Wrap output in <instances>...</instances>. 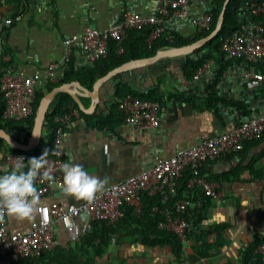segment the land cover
Here are the masks:
<instances>
[{
    "label": "crops",
    "instance_id": "obj_1",
    "mask_svg": "<svg viewBox=\"0 0 264 264\" xmlns=\"http://www.w3.org/2000/svg\"><path fill=\"white\" fill-rule=\"evenodd\" d=\"M242 1L245 3L240 4L237 17L244 29L255 23L252 10L257 0ZM158 5V0H0V15L14 19L5 27L0 21V52L2 45L8 49V64L2 71L7 75L36 77L37 88L41 89L51 80L47 75L49 66L65 56V38L87 27L104 29L126 10L153 16ZM189 5V16L174 14L164 23V33L171 41L174 36L170 31L184 39H192L200 31L195 20L209 13L215 2L189 0ZM199 48L186 54L164 56L156 62L117 73L104 81L99 94H80L82 106L75 101L78 108H70L65 126V163L80 164L89 174L107 178L109 185L151 167L158 157L171 156L180 148L229 131L260 114L264 110V80L260 86L249 88L244 73L264 74V58L249 60L243 55L231 57L226 53L225 60L231 63L214 84L221 71L219 53H212L198 78L189 79L185 74L184 64L188 58L197 60L210 54L208 49ZM72 60L77 71L94 67V63L87 59L81 42L74 46ZM66 68L67 65H63L57 71L59 79L64 77ZM74 81L88 88L82 80ZM119 86L130 88L140 97L158 88L157 101L161 104V111L156 128H137L119 115L118 100L125 95L116 94ZM213 87L218 98V112L206 102ZM20 129L24 132L10 130L17 140L26 138L28 134L26 126ZM263 152L264 135L260 142L249 146L244 161L235 156L204 164L202 173L214 179L240 163L247 165L253 157L259 159L253 170H243L222 185L224 200L210 201L202 223L192 221L188 224L187 241L183 242L180 258L170 245L142 243L135 234L137 225L132 221L138 218L139 213L135 210L129 221L122 222V227L108 235L109 239L103 246L90 244H97L102 226L90 229L94 240L84 237L74 241L66 228L57 224L55 248H60L64 254L76 255L79 264H255L258 257L249 261L246 253L256 237L264 239ZM6 153L0 152V175L12 171L6 163ZM188 177L189 171L183 172L176 188L184 187ZM56 201L83 202L66 196L61 187L48 196L40 197V203ZM37 218L38 212L32 219L7 216L12 231H27ZM84 243L90 245L85 247ZM1 264L14 263L6 259ZM19 264L54 263L26 258Z\"/></svg>",
    "mask_w": 264,
    "mask_h": 264
},
{
    "label": "built area",
    "instance_id": "obj_2",
    "mask_svg": "<svg viewBox=\"0 0 264 264\" xmlns=\"http://www.w3.org/2000/svg\"><path fill=\"white\" fill-rule=\"evenodd\" d=\"M158 1V9L153 16L126 10L120 18L104 29L87 27L82 32L65 38L66 52L63 60L52 63L47 70L51 81L60 80L57 71L70 62L73 48L78 42L82 43L87 59L94 63L107 56L112 40L122 42L130 30L145 25H155L150 35V40H154L165 31L164 23L169 17L174 14L190 15L189 0ZM252 11L257 21L250 27L234 32L223 41L222 49L231 57L243 55L249 60L264 58V0L256 1ZM212 18L210 13H206L200 15L195 22L199 29L203 30L210 27ZM0 21L5 27L14 19L0 15ZM119 50L122 51V48ZM7 58L8 54L3 55L0 52V71H2V61H6ZM202 71L203 67L199 69L195 78H198ZM244 80L249 88H255L264 80V74L248 71L244 73ZM37 83L36 77L24 74H3L0 77V92L3 93L6 101L4 113L6 117L22 120L33 113V104L38 91ZM118 107L124 120L137 128H156L160 123L161 104L157 100L142 98L129 92L118 102ZM69 117V112L55 115L54 120L57 126L50 153L46 157L47 166L52 168L55 179L52 182H41L37 177L35 186L40 197L52 194L63 182L64 135ZM263 134L264 110L229 131L180 148L171 156L158 157L151 167L123 181L107 185L103 191L97 193L91 203L86 201L78 204L64 201L40 203L38 218L27 231H12L5 215L4 221L0 222V264L6 259L19 264L22 259L40 256L54 249L57 245L55 236L57 224L63 225L70 238L76 241L81 239L97 221L108 220L111 223L118 221L125 206L132 207L139 213L143 206L142 197L145 192L149 195L162 192L165 194L164 200H167L171 194L175 193L176 183L185 171L191 173L188 180L190 189L199 188L212 200L223 201L222 184L204 175L202 167L208 161L238 156L247 142L257 140ZM5 158L8 167L12 170L17 163L23 162L26 166L25 155L7 152ZM154 209L158 210L157 207ZM166 219L160 227L174 232L183 242L187 241L189 224L187 203L184 200L176 202L175 212L166 213ZM257 252L264 264V242Z\"/></svg>",
    "mask_w": 264,
    "mask_h": 264
},
{
    "label": "trees",
    "instance_id": "obj_3",
    "mask_svg": "<svg viewBox=\"0 0 264 264\" xmlns=\"http://www.w3.org/2000/svg\"><path fill=\"white\" fill-rule=\"evenodd\" d=\"M214 2L215 7L209 12L213 17L210 27L200 30L192 39H184L175 32L170 31V33H172L174 36V39L172 41L166 37V34L164 32H162L156 39L150 40V35L156 26L145 25L140 28L130 30L127 37L122 42L112 40L109 45V52L107 56L94 62V67L91 69H88L86 71H77L74 67V62L71 57L70 62L67 64V68L65 70L63 78H61L57 82L48 80L43 88L38 89L36 99L33 104V113L26 119L16 120L13 118H8L4 115L6 110V101L4 99L3 93L0 92V129H7L10 131L11 129L18 130L23 126H26L29 132L26 135L24 142H27L31 136L34 119L40 100L54 87L60 86L65 82H71L79 79L82 80L88 88L92 89L95 81L98 78L106 75L109 71L125 62L133 59L150 57L155 55L158 50L162 48L183 46L207 36L214 30L225 0H214ZM241 2L242 0H230L225 11L224 22L221 30L213 39L209 40L207 43H205L204 46L199 48V50L208 49L210 54L197 60L194 58H188V60L184 64V71L189 79H193L195 77L199 69L204 67L206 61L210 59V56L213 55L212 53L214 52L219 53L222 59L220 61L221 71L219 77L214 81V84L217 83L221 78L223 72L231 63L230 61L225 60L226 53L222 49L223 41L234 32L243 29L237 17V12ZM253 21H257V18L254 17ZM3 38L5 39V37ZM120 48H122V51L119 50ZM1 53L3 55L8 54V49L4 45H2ZM7 64L8 63L6 61H2L3 70L6 69ZM3 74L4 72L0 71V77H2ZM129 92L134 94V92L130 88L119 86L116 94H127ZM142 98L158 100V88L156 87L152 89L147 94V96H144ZM121 99H119L118 102ZM206 102L207 106L215 109L218 112V98L215 92V87H213L212 92L206 98ZM72 106L78 108V105L71 94L67 92L57 93L47 112L46 123L44 125L45 131L43 132L40 143L31 150H23L11 147L7 143V141L0 136V152H11L13 154L25 155L26 166L24 167L23 171L26 172L28 170L27 160L29 158L39 157L45 150H48V154L50 153L55 135V129L57 126V122L54 120L55 115H61L63 113L69 112ZM119 112V115L123 117L121 111ZM261 139L262 137L257 140L247 142L244 146V149L238 154L240 159L244 161V159L248 155L249 146L254 143L260 142ZM229 157L233 158L235 156ZM257 160H259L257 157H253L247 165L243 166L242 163H240L235 168L231 169L228 173L215 176L212 180L218 181L223 185L226 182H229L231 177L240 174L241 171L253 170L257 166ZM190 177L191 173L189 172V177L187 178L184 187H182L181 189L177 187L175 193L171 194L167 200H164L165 194H163L162 192H158L154 195H149L147 192H145L142 197L143 206L138 214V218L136 220H132L137 225L135 234L139 236L143 244L149 246L170 245L173 249V252L178 258L181 257L183 251V241L174 232L160 227V224L166 222L167 220L166 213L173 214L175 212L176 201L178 202L179 200H185V202L187 203L188 222L191 223L193 221L195 224H200L205 218V213L208 211L210 201L212 200L211 198L205 196V194L199 188L190 189L188 187V180L190 179ZM184 192H187V194L185 195ZM155 207H157L158 210H155ZM133 212L134 208L125 206L123 207L119 220L115 223H111L108 220H102L93 223L92 228L102 226L103 228L101 229L103 232L101 231V237L99 239H96L97 244L91 242V246L96 247L97 245H106L107 240L109 239L108 235L118 227H122V225L125 224L124 222H126L127 220L129 221V218H131V214ZM126 225H130V223ZM84 237L94 240L91 238L92 233L90 230L82 238ZM263 242L264 239H261L259 237L255 238L254 243L249 248H247L248 252L246 254H248V256L246 257V260L249 259L250 261L251 259H253V257L257 256L258 260L255 264H262L260 254L257 252V250ZM84 244L85 247L87 245H90L87 243ZM30 259H33L36 262L50 260L54 264H79L76 255L73 256L68 255L67 253L64 254V252L61 251L58 247L47 251L40 256L32 257Z\"/></svg>",
    "mask_w": 264,
    "mask_h": 264
},
{
    "label": "clouds",
    "instance_id": "obj_4",
    "mask_svg": "<svg viewBox=\"0 0 264 264\" xmlns=\"http://www.w3.org/2000/svg\"><path fill=\"white\" fill-rule=\"evenodd\" d=\"M47 155L48 150H45L41 156L29 158L26 172L22 170L25 165L21 162L11 172L0 175V222L4 221L5 215L20 220L32 219L39 211L40 194L35 181L37 177L41 182L55 179L52 168L47 166ZM62 172L60 187L63 193L88 203L93 202L108 183L107 178L89 174L80 164L65 163Z\"/></svg>",
    "mask_w": 264,
    "mask_h": 264
},
{
    "label": "water",
    "instance_id": "obj_5",
    "mask_svg": "<svg viewBox=\"0 0 264 264\" xmlns=\"http://www.w3.org/2000/svg\"><path fill=\"white\" fill-rule=\"evenodd\" d=\"M258 1V0H257ZM230 0H225L223 8L221 10V13L218 17L217 24L214 28V30L208 34L207 36L198 39L191 44H187L184 46L180 47H171V48H165V49H160L158 52L150 57H144V58H138V59H133L128 62H125L121 64L120 66L112 69L109 71L106 75L98 78L94 85L92 90L89 88H86L83 86L79 81H71V82H65L61 84L60 86L54 87L51 91L46 93L40 100L39 106L36 111V116L34 119V125L33 129L31 132V136L27 142H24L25 138L21 137L20 140H17L13 136V132L7 130V129H0V136L4 138L7 143L14 148L18 149H23V150H31L35 148L41 141L42 134H43V129L44 125L46 123V116L47 112L50 108V105L52 104L55 95L59 92H67L71 94V96L74 98L76 102H78L81 106V100H80V94H99V89L100 86L104 83V81L107 78H110L111 76L127 71L128 69L138 66L140 64H148V63H153L159 60L160 58H163L164 56L172 55V54H186L187 52H191L199 47H202L205 43H207L209 40L213 39L218 32L221 30L223 22H224V16H225V11L227 9L228 3ZM244 1H242L241 5H244ZM91 95V96H92ZM253 118V117H251ZM249 118V119H251ZM248 119V120H249ZM23 129L17 130L18 132H22ZM24 132V130H23ZM29 130L26 129V133H28Z\"/></svg>",
    "mask_w": 264,
    "mask_h": 264
}]
</instances>
